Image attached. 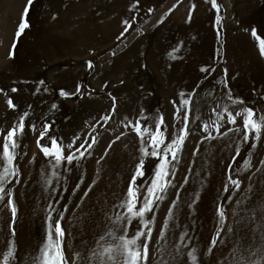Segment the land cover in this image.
<instances>
[{"label": "rangeland", "instance_id": "obj_1", "mask_svg": "<svg viewBox=\"0 0 264 264\" xmlns=\"http://www.w3.org/2000/svg\"><path fill=\"white\" fill-rule=\"evenodd\" d=\"M27 3L0 0V150L3 136L26 111L30 114L26 126L35 123L39 129L44 122L52 123L50 135L63 138L64 144L79 135L77 147L94 125L97 143L79 164L55 169L57 177L52 175L50 158L37 147L39 132L26 127L16 150L20 175L6 186L12 190L17 209L14 221L8 198L0 201V254L14 241L18 246L16 264H33L45 239V210L52 202L61 210L67 205L62 227L69 264L76 252L86 258L96 240L112 227L107 217L114 218L122 211L115 205L124 198L139 160L140 141L125 127L127 119L135 121L141 110L150 116L162 113L170 140L171 133L181 126L173 119V101L179 104L181 92H194L196 115L201 119L190 125L174 187L157 209V219L163 221L170 202L176 199L175 219L167 233L168 252L182 264H192L187 254L193 250L199 264H230L236 235L227 233L228 226L239 228V235L248 237L244 241L248 243L251 231L259 232L258 226L264 225V164L260 163L264 160V137L256 148L251 147V139L245 144L235 132L223 136L210 130L215 139H204L208 133L201 130V124L215 119L212 109L217 105H221L220 111L227 105L233 111L253 107L264 114V57L251 35L256 29L264 39V0H217L222 17L218 26L216 10L206 0H139L135 9L136 0H34L27 17L30 27L13 49ZM124 21L132 24L127 32ZM121 32L123 37L117 39ZM88 61L92 69L87 67ZM201 67L215 71L204 73ZM78 84L81 92L71 95ZM12 88L18 91L12 92ZM61 89L70 95H60ZM229 90L244 104L232 105L226 95ZM112 97L117 101L116 113L107 124H97L111 109ZM8 99L15 108L9 107ZM238 126L242 127L240 119L230 125L225 116L221 132ZM41 144L50 146V141L46 137ZM237 145L240 156L233 162ZM245 158L251 161L248 170L239 167ZM155 163L146 158V178L151 177ZM228 175L242 181L239 192L223 190ZM45 178L52 183L46 184ZM217 204L226 213L221 234L225 243L209 253L217 228ZM249 218L255 223L245 229ZM184 233L187 235L181 240ZM154 235H158L155 230ZM159 246L150 244V264L161 259L155 251ZM164 258L175 264L171 256Z\"/></svg>", "mask_w": 264, "mask_h": 264}, {"label": "snow or ice", "instance_id": "obj_2", "mask_svg": "<svg viewBox=\"0 0 264 264\" xmlns=\"http://www.w3.org/2000/svg\"><path fill=\"white\" fill-rule=\"evenodd\" d=\"M33 2L34 0H28L24 12L21 15V20L15 32V39L12 45L13 49H15L16 40H18L26 28L30 27L27 17ZM206 2L210 3L211 7L216 10L215 25H220L222 17L219 15L220 5H218L217 0H206ZM138 3L139 0H136L132 8L135 9ZM195 7V4H193L192 10H195ZM148 11L151 12L152 9L149 8ZM191 18L192 12L190 11L188 15L189 21ZM124 23L126 25L124 32H127L132 27V24L129 21H124ZM124 32H121L120 37H117V39L123 37ZM251 35L254 41H258L259 54L264 57V39L258 35L256 29L251 30ZM178 50L175 49L174 51ZM11 55L12 53L10 52V57ZM169 55L175 58L173 53H169ZM87 67L89 69L93 68L91 61L87 62ZM200 71L210 73V71H215V69L201 67ZM226 75L227 69H225ZM40 83L43 84L44 81ZM224 84L227 87L226 79ZM81 88L82 85L78 84L75 92L71 93V95L79 94ZM11 91L16 92L18 89L12 88ZM60 95L66 97L70 94L61 89ZM179 95L181 97L179 104L173 101L175 108L173 119L180 122L181 126L171 133L170 140L168 139V128L162 113L150 116L145 115L144 111L141 110L135 121L126 118L127 123L125 127L130 128L137 135L141 146L139 148V160L136 164L135 171L132 173L124 198L118 205H115L116 208L122 211L116 212L114 218L112 216L107 217L112 227L96 240V246L90 250V254L85 258L79 252L74 253L71 258V264H79V262L85 260L86 264H150L149 249L152 242L160 245L155 249L161 256V259L156 264H170V261L164 258L166 255L171 256V261H174L175 264H182L181 261L177 260L176 256H172L168 252L166 247L168 240L167 233L171 227L170 222L175 219L173 208L177 207V200L173 199L170 202L162 222L157 219L156 214L157 209L168 199L170 189L174 187L177 165L180 163L185 142L191 134L190 125L201 119L199 115H196L198 108L194 100V92L188 94L181 92ZM226 95L232 105L244 104L243 100L233 98L230 90ZM7 103L10 108L16 107L11 99H8ZM52 107L55 108L56 105L53 104ZM222 107L223 111H220L221 105H217L212 109L215 119L201 124V130L208 133L204 139H215L210 130L223 136H227L228 132H235L240 135L241 141L245 144L251 139L253 141L251 147L256 148L258 142L264 137V114L253 107H241L239 111L230 110L227 105H223ZM116 111L117 101L115 97H112L111 109L107 114L101 116L96 123L103 122L107 124L113 118ZM29 116L30 114L27 111L24 112L13 123L11 128L7 130L3 136L2 150H0V160L3 162L2 167H0V201H3L5 197L8 198L7 206L10 208L13 221L16 218L17 209L12 199V190L6 186L11 183L13 177H19L20 175V169L16 163L18 156L16 150L20 147L19 140L25 134L26 127L29 131L39 132V135L36 137L37 147L45 158H50L48 162L54 169L52 175L57 177L59 176V172L55 171V169H59L62 165H73L74 162L79 164L86 154H90V150L97 143V136L94 135L96 130L94 125L92 131L83 137V142L79 143L77 147V142L81 139L79 135L74 136L69 143L64 144L62 142L63 138L50 135L53 127L52 123L44 122L42 128L39 129L35 123H29L26 126L25 121ZM225 116L227 117V123L230 125L237 124V120L240 119L242 121V127L229 128L227 131L221 132ZM46 137L50 141V146L41 144V141ZM116 139L119 140L120 136H117ZM198 150L196 149L193 155ZM250 155L251 152H249ZM238 156H240L239 145L236 147V155L232 157L233 162H236ZM146 158H152L156 161L150 178H146ZM260 163L264 164V160H261ZM239 167L248 170L251 167V161L245 158L243 164ZM228 168L232 170V165H228ZM65 170L70 171L71 169L65 168ZM187 182L188 178L185 176L184 183L186 184ZM45 183L51 184L52 181L45 178ZM241 185L242 181L239 178L234 179L232 175H228L223 190L225 192H229L230 190L239 192ZM76 187L78 188L79 184ZM248 190L251 191V188ZM84 195L87 196L88 192H85ZM176 196L177 198L179 197L178 192ZM227 199L231 200L232 197L229 196ZM55 203L58 204L59 200ZM237 203H240V201H237ZM189 207H191V204H189ZM66 210L67 205L64 206V210H61L55 204L49 202L45 210L47 213L45 217V239L38 246L33 264H69V258L65 255L66 232L62 227V221L65 219L64 211ZM216 216L218 217L217 228L210 240L209 253H212L218 244L223 245L225 243L221 239V234L225 230L226 213L220 204L216 206ZM254 223L255 221L249 218L245 229H248L249 225ZM258 228L259 232L252 230L249 242L244 243L249 238L240 236L239 228L234 229L228 226L227 233L236 235L235 243L229 253L233 258L230 264H264V225H260ZM154 230L158 235H154ZM11 235H15L14 229H11ZM186 235L187 233H184L181 236V240ZM176 252L179 254V246H176ZM17 253L18 246L14 241H9L8 249L3 254H0V264H16L18 259ZM187 256L191 258L192 264H199L195 250L189 252Z\"/></svg>", "mask_w": 264, "mask_h": 264}]
</instances>
